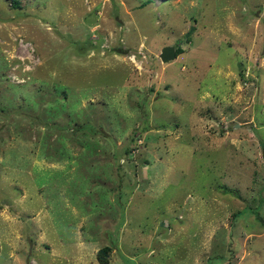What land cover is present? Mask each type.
<instances>
[{"label": "rangeland", "instance_id": "rangeland-1", "mask_svg": "<svg viewBox=\"0 0 264 264\" xmlns=\"http://www.w3.org/2000/svg\"><path fill=\"white\" fill-rule=\"evenodd\" d=\"M0 243L264 264V0H0Z\"/></svg>", "mask_w": 264, "mask_h": 264}, {"label": "trees", "instance_id": "trees-1", "mask_svg": "<svg viewBox=\"0 0 264 264\" xmlns=\"http://www.w3.org/2000/svg\"><path fill=\"white\" fill-rule=\"evenodd\" d=\"M13 5L18 6L19 5V0H12ZM183 50L182 48H178L177 49V55H179L180 53H182ZM129 151V150H127ZM112 251V248L110 246H105L103 248H101L98 253H97V259L100 262V264H108L109 263V253ZM0 252H1V243H0Z\"/></svg>", "mask_w": 264, "mask_h": 264}, {"label": "water", "instance_id": "water-1", "mask_svg": "<svg viewBox=\"0 0 264 264\" xmlns=\"http://www.w3.org/2000/svg\"><path fill=\"white\" fill-rule=\"evenodd\" d=\"M186 36L189 37L190 34L188 33ZM159 57L161 58V60L164 63H168L170 61H173L177 57L176 47L175 46H166V47H164L162 49V52H161Z\"/></svg>", "mask_w": 264, "mask_h": 264}]
</instances>
